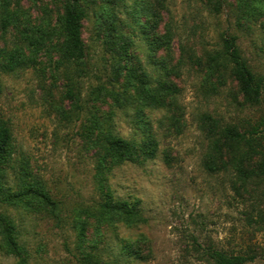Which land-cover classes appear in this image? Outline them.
<instances>
[{
	"label": "rangeland",
	"instance_id": "374dc122",
	"mask_svg": "<svg viewBox=\"0 0 264 264\" xmlns=\"http://www.w3.org/2000/svg\"><path fill=\"white\" fill-rule=\"evenodd\" d=\"M65 1L13 0L19 22L6 34L0 30V48L16 43L28 55L22 32L35 36L39 30L51 31L35 63L10 72L0 67V117L14 142L0 191V214L13 220L28 264H79L81 254L92 251L110 264H212L203 253L209 246L253 256L246 264H264V224L257 222L264 207L263 186L251 196H238L232 171L211 173L204 165L207 117L220 125H245L260 115L243 102L226 62L220 57L221 65L211 68V57L222 51L225 38L236 36L250 67L264 75V15L248 17L240 0H161L155 6L161 20L144 30L132 18L134 0L118 5L123 32L132 40L122 64L144 70L149 86H157L161 78L178 88L166 106L155 108L140 101L136 79L114 71L115 52L107 28L97 20L107 0H81L87 8L84 62L80 70L60 64L63 34L57 20ZM167 29L173 33L170 48L152 51L149 37L163 36ZM69 87L79 98L78 107ZM113 94L121 95L118 102ZM95 110L104 132L126 140H141L149 124L158 151L153 159L108 164L104 173L106 190L114 199L136 204L145 221L100 226L88 219L85 242L79 246L75 226L85 218L81 211L102 201L88 121ZM24 183L42 185L56 209L32 198L25 204L8 203L3 192H15ZM0 264H15L1 247Z\"/></svg>",
	"mask_w": 264,
	"mask_h": 264
},
{
	"label": "trees",
	"instance_id": "16d2710c",
	"mask_svg": "<svg viewBox=\"0 0 264 264\" xmlns=\"http://www.w3.org/2000/svg\"><path fill=\"white\" fill-rule=\"evenodd\" d=\"M124 0H107L98 15V22L101 27L107 28V36L115 52L114 71L121 75L126 71L127 79H136L139 85L133 87L139 91V99L143 105L155 108L167 105L168 97H175L178 94L177 86L165 79H159L157 86L148 85V74L143 70L139 73L137 68L129 67L127 61L132 40L129 35L123 32V22L118 18L116 7L123 4ZM161 0H156L153 5L151 0H134L132 7V18L134 22L144 30L155 28L161 20V15L156 7ZM244 4L248 17L264 15V0H240ZM87 16V8L81 0H66L63 13L57 20L58 29L63 34L60 45V64L66 67L74 65L76 69L83 65L85 57V46L82 39V21ZM19 12L13 6V0H0V30L6 34L10 28L17 26ZM144 18V22L142 21ZM51 31L39 30V34L32 36L22 32V40L30 49L26 54L24 46L14 43L11 48H0V67L5 72L15 71L29 67L35 63L36 57L49 37ZM49 39V38H48ZM173 33L170 29L163 36L149 37V46L152 51L163 47L170 48ZM222 58L224 63L230 67V75L238 84L243 102L260 110L259 117L253 122L241 124L220 125L217 120L207 117L209 122L207 128L208 148L204 157L205 168L211 173L232 171L234 182L232 188L238 196H251L252 190L263 186L264 189V75L256 73L250 67L247 59L242 55L237 44V37L230 36L222 42V51L211 57V68L221 63L217 62ZM224 66V64H223ZM162 69V67H161ZM165 71L167 66L163 67ZM74 89L69 87L68 94L75 98ZM118 102L120 94H113ZM79 98H75V107L79 106ZM97 110V109H96ZM91 111L89 131L95 140L94 162L95 177L102 192V201L94 207H86L81 211L85 218H79L76 222L77 239L79 246L85 242L88 219H95L97 225L123 221L128 225H136L144 222L145 219L137 210L136 204L127 201L114 199L112 193L104 187V173L107 165H120L125 162H138L153 159L157 155L158 141L152 133L149 124H145V131L141 140H126L112 132H104L102 121L97 111ZM147 125V126H146ZM101 134H104L103 136ZM14 153V142L11 129L8 123L0 117V191H3L6 178V168L9 165ZM264 193V192H263ZM8 203H27L32 198L41 206H48L56 209L57 203L40 184L24 183L19 190L4 193ZM257 222L264 224V207L259 211ZM0 247L15 258V264H28V256L25 248L18 239L16 226L6 214H0ZM203 253L212 264H246L253 259V256L245 254L229 253L222 249L209 246ZM79 264H110L102 262L95 252H84L81 254Z\"/></svg>",
	"mask_w": 264,
	"mask_h": 264
}]
</instances>
